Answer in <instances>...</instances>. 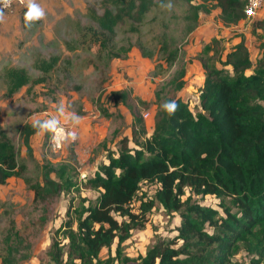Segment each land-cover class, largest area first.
Segmentation results:
<instances>
[{
	"label": "rangeland",
	"instance_id": "obj_1",
	"mask_svg": "<svg viewBox=\"0 0 264 264\" xmlns=\"http://www.w3.org/2000/svg\"><path fill=\"white\" fill-rule=\"evenodd\" d=\"M34 2L45 15L31 28L25 27L21 20V9L27 6V0L23 4L12 0L0 22V136L13 142L19 162L25 164L21 175L0 183V258L5 253V234L12 226L22 235L23 244H29L28 249L20 247L21 254L28 252L29 255L18 264H56L53 254L56 255L59 248L63 250L61 264H67V228L77 230L76 215L94 202L99 193V189L88 186L86 179L100 163L108 162V150L117 154L118 140L122 136L131 137V112L124 104L117 105L110 92L130 87L133 95L150 101L149 108L144 110L149 111L144 120L147 135H150L156 113L155 91L183 69V85L177 91L178 96L193 112L200 111L199 94L204 75L199 50L213 36L221 39L224 51L228 50L233 39L242 34L246 36L254 62L260 52V40L251 32V25L255 19L264 20V2L254 18L246 17L238 28L224 25L216 7L209 12L200 11L196 26L185 32L189 21L184 18L187 9L182 0H134L136 8L109 30L113 32L109 46L120 48L122 56H110L108 48L101 46L100 35L94 34L100 29L108 30L99 25L98 16L107 9L115 11L114 5L124 6V0ZM169 4L171 8L167 7ZM137 7H143L141 15H134ZM163 31L179 47V55L172 65L163 60V53L159 51ZM243 31L248 32L247 35ZM139 46L152 55L143 54ZM19 70L25 75V81H15L17 78L13 76ZM61 101L66 113L78 115L80 123L73 127L60 117L68 131L76 132L77 139L54 150L49 142L51 133L37 134L32 123L36 119L57 116ZM103 107L119 112L120 116L104 115ZM26 124L33 128L26 137L28 143ZM129 144L135 145L131 140ZM63 164L73 184L45 201L35 200L31 182L42 181L45 171L56 177V171ZM156 188L154 182H142L129 205L137 214V220H144L143 224L132 227L121 243L122 254L135 261L159 238L173 239L174 248L184 243V239L176 235L181 224L180 210L168 212L157 201L142 210L141 203L154 199ZM182 198L215 208L222 214L220 200L231 205L229 197L196 194L188 187ZM113 214L121 223L124 215L119 211ZM43 215L45 220L41 222ZM205 228L212 230L210 225ZM117 243L116 235L109 245L101 247L99 257L116 256ZM251 256L252 253L241 247L230 261L231 264H248Z\"/></svg>",
	"mask_w": 264,
	"mask_h": 264
},
{
	"label": "trees",
	"instance_id": "obj_2",
	"mask_svg": "<svg viewBox=\"0 0 264 264\" xmlns=\"http://www.w3.org/2000/svg\"><path fill=\"white\" fill-rule=\"evenodd\" d=\"M182 1L187 9L184 18L189 21L185 32L196 26L200 11L209 12L216 7L224 25H235L246 18L247 0ZM124 2V6L114 5L115 11L107 9L98 16L99 25L108 30L100 29L94 36L100 35L101 46L108 48L110 56H122V50L109 46L113 41L110 35L113 32L109 30L136 8L134 0ZM143 7H137L134 15H141ZM26 11L27 6H24L21 9L24 25ZM251 32L260 40V52L254 62L243 35L228 50L224 51L221 39L216 36L199 50L204 75L199 94L200 111L193 112L178 96L177 91L183 85V69L155 91L156 113L150 135H147L143 116L150 101L133 95L130 87L110 92L117 105L124 104L131 112V137L122 136L118 140L117 154L108 150V162L100 163L86 179L88 186L99 189V193L94 202L76 215L77 230L67 228V264H114L115 260L117 264L128 261L134 264H231L230 257L241 247L252 253L248 264H264V20L255 19ZM139 47L143 54L152 55ZM159 51L168 65L179 55V47L166 31L160 35ZM13 77L17 78L16 82L25 81L20 70ZM171 100L176 101L178 108L168 115L161 106ZM101 111L106 116H120L119 112H111L106 107ZM32 130L30 124L25 125V138ZM130 140L134 146H130ZM26 141L28 143V138ZM63 165L56 171V177L45 171L42 181L31 182L35 200L45 201L73 184L67 166ZM24 168L13 142L0 136V183L21 175ZM142 182L157 185L154 199L142 202V210L150 208L155 201L168 212L180 210L181 224L176 235L183 238L184 243L174 248L173 239L159 238L135 261L122 254L121 243L132 227L144 223L137 220V214L129 206ZM187 187L196 194L229 197L231 205L220 200L222 214L215 208L189 203L188 197L182 198ZM117 211L124 215L121 223L113 214ZM40 220L43 222L45 216ZM206 225L212 230L205 228ZM116 235V256L101 259V247L109 245ZM4 239L6 247L0 264H18L29 255L20 253V247L28 249L29 244H23L22 235L12 226ZM62 253L59 248L56 255L53 254L56 264H61ZM74 259L79 261L74 262Z\"/></svg>",
	"mask_w": 264,
	"mask_h": 264
},
{
	"label": "clouds",
	"instance_id": "obj_3",
	"mask_svg": "<svg viewBox=\"0 0 264 264\" xmlns=\"http://www.w3.org/2000/svg\"><path fill=\"white\" fill-rule=\"evenodd\" d=\"M23 4L25 0H20ZM258 0H253V4H257ZM12 0H0V22L3 21V9L7 8L11 5ZM167 7L171 8V4ZM45 13L43 9L37 5L34 0H27V11L24 15V23L25 27L31 28V26L42 19ZM162 110L168 114L172 115L178 108L176 101H166L161 106ZM57 116H53L49 119H36L32 123V127L36 130L37 134H45L51 133L52 134V143L54 148H60L66 142H74L77 139V134L75 131H66L65 127L61 125L60 117L64 118V122L71 123L73 127L80 123V117L75 113H66L65 106L61 101L57 106Z\"/></svg>",
	"mask_w": 264,
	"mask_h": 264
},
{
	"label": "built area",
	"instance_id": "obj_4",
	"mask_svg": "<svg viewBox=\"0 0 264 264\" xmlns=\"http://www.w3.org/2000/svg\"><path fill=\"white\" fill-rule=\"evenodd\" d=\"M18 1H20V0H18ZM263 2H264V0H258L257 4L254 5V4H253V0H247V1H246V4H245V13H246V17H247V18H248V17H252V18H254L255 14H257V13H256L257 10L260 8V6L263 4ZM0 7H2V5H0ZM8 9H10V6L7 7V8H4V9H3V12H5V11L8 10ZM148 114H149V111H148V110H147V111H144L143 116L145 117V116H147ZM61 125H62L63 127H65L66 131H68L67 128H66V126H65V124H64V122H61ZM49 142H50V144H51V146H52V148H53L54 150H59V149L63 148V146H64V144H63L60 148H54L53 143H52V134H51L50 137H49Z\"/></svg>",
	"mask_w": 264,
	"mask_h": 264
},
{
	"label": "crops",
	"instance_id": "obj_5",
	"mask_svg": "<svg viewBox=\"0 0 264 264\" xmlns=\"http://www.w3.org/2000/svg\"><path fill=\"white\" fill-rule=\"evenodd\" d=\"M243 21H245V20H242V21L239 22L238 24L233 25V28H238V27H239V24H240V23H243ZM249 28H250V27H249ZM238 31H241V29H239ZM244 33H245V35H247L248 32H244V31H243V34H244ZM241 35H242V34L237 35V36H238V39H237V37L235 36L236 38L233 39V43H232V44H234L236 41H238V40L241 38ZM246 40H247V39H246V36H245V42H246ZM232 44H231V45H232ZM246 45H247V43H246ZM247 46H248V45H247ZM248 48H249V47H248Z\"/></svg>",
	"mask_w": 264,
	"mask_h": 264
}]
</instances>
